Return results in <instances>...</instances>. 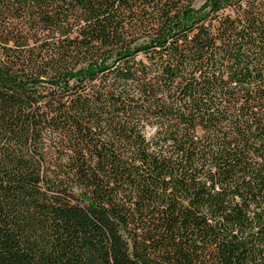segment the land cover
Returning <instances> with one entry per match:
<instances>
[{
    "label": "trees",
    "instance_id": "obj_1",
    "mask_svg": "<svg viewBox=\"0 0 264 264\" xmlns=\"http://www.w3.org/2000/svg\"><path fill=\"white\" fill-rule=\"evenodd\" d=\"M0 264H264V0H0Z\"/></svg>",
    "mask_w": 264,
    "mask_h": 264
},
{
    "label": "rangeland",
    "instance_id": "obj_2",
    "mask_svg": "<svg viewBox=\"0 0 264 264\" xmlns=\"http://www.w3.org/2000/svg\"><path fill=\"white\" fill-rule=\"evenodd\" d=\"M198 6V5H197Z\"/></svg>",
    "mask_w": 264,
    "mask_h": 264
}]
</instances>
